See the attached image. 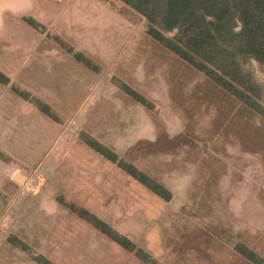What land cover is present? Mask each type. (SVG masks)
Listing matches in <instances>:
<instances>
[{
  "label": "rangeland",
  "instance_id": "rangeland-1",
  "mask_svg": "<svg viewBox=\"0 0 264 264\" xmlns=\"http://www.w3.org/2000/svg\"><path fill=\"white\" fill-rule=\"evenodd\" d=\"M106 1L112 18L93 0H0V71L13 76L11 87L44 93L56 116L15 93L16 125L0 135V264H150L70 204L156 264H253L239 243L264 259V118L153 39L140 14ZM82 132L162 183L172 200L85 144Z\"/></svg>",
  "mask_w": 264,
  "mask_h": 264
},
{
  "label": "trees",
  "instance_id": "trees-1",
  "mask_svg": "<svg viewBox=\"0 0 264 264\" xmlns=\"http://www.w3.org/2000/svg\"><path fill=\"white\" fill-rule=\"evenodd\" d=\"M146 20V32L163 47L203 73L221 89L264 118V82L256 77L254 62L264 70V0H119ZM27 23L41 30L33 19ZM61 48L85 67L97 72L99 68L80 51L55 37ZM117 87L142 106L153 109V104L126 83L114 80ZM0 83L9 78L0 71ZM14 93L33 102L45 115L56 118L49 104L30 92L11 87ZM81 139L104 158L143 184L164 201H171L172 192L134 165L119 158L111 148L85 132ZM71 211L111 238L141 261L156 264L149 254L137 249L126 236L113 229L96 215L70 204ZM23 248H27L25 243ZM236 251L253 264L264 259L242 243ZM39 264H52L48 259L35 257Z\"/></svg>",
  "mask_w": 264,
  "mask_h": 264
},
{
  "label": "crops",
  "instance_id": "crops-1",
  "mask_svg": "<svg viewBox=\"0 0 264 264\" xmlns=\"http://www.w3.org/2000/svg\"><path fill=\"white\" fill-rule=\"evenodd\" d=\"M93 1H94L95 5H97V7L103 6V7L107 8V6H108L107 9L110 12V17L114 14L110 3L107 2L106 0H93ZM98 2L101 5L97 4ZM77 66H79V65H77ZM6 76L9 78V83L8 84L0 83V135L7 132L8 128H11L12 126L16 125V122H17V117L12 116V104H11L12 102H17V99L14 97L15 93H10V92H12L10 87L12 86L13 82L15 83V81H14L12 75H6ZM28 91H29V89H28ZM31 91L33 93L35 92L34 90H31ZM41 91H45V90L41 89ZM16 96H17V94H16ZM34 96H36L38 99L45 102V94L44 93L36 94ZM5 97H6V99H5ZM4 102H6V104ZM0 149H2V147H0Z\"/></svg>",
  "mask_w": 264,
  "mask_h": 264
},
{
  "label": "water",
  "instance_id": "water-1",
  "mask_svg": "<svg viewBox=\"0 0 264 264\" xmlns=\"http://www.w3.org/2000/svg\"><path fill=\"white\" fill-rule=\"evenodd\" d=\"M17 179H21V178L17 177Z\"/></svg>",
  "mask_w": 264,
  "mask_h": 264
}]
</instances>
